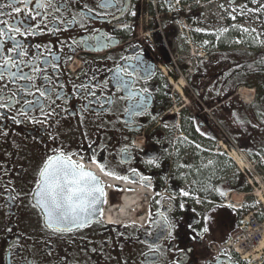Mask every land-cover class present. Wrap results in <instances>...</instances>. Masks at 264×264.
Masks as SVG:
<instances>
[{
  "label": "flooded vegetation",
  "instance_id": "obj_1",
  "mask_svg": "<svg viewBox=\"0 0 264 264\" xmlns=\"http://www.w3.org/2000/svg\"><path fill=\"white\" fill-rule=\"evenodd\" d=\"M210 1L52 0L47 21H28L33 34L18 37L26 46L20 58L51 84L37 78L32 85L47 101L21 96L16 89L27 90L24 81L5 89L14 97L0 93V264H252L236 253H214L209 243L226 239L237 222L225 195L250 191L224 175L233 166V144L248 151L249 141L262 139V129L245 123L238 69L241 61L256 69L264 49L237 43L234 32L217 35L201 4ZM37 2L28 10L36 11ZM4 19L23 20L24 13ZM178 19L191 21L195 32H181ZM12 47L8 42L4 55L14 60ZM53 56L59 59L48 67ZM29 100L43 111L29 105L24 115ZM57 156L92 173L84 164H95L106 193L90 224L63 232L52 231L33 195L46 162ZM100 173L115 177L114 191ZM123 184L156 192L137 213L148 216L144 226L107 223V212L122 207V191L133 190Z\"/></svg>",
  "mask_w": 264,
  "mask_h": 264
},
{
  "label": "snow or ice",
  "instance_id": "obj_2",
  "mask_svg": "<svg viewBox=\"0 0 264 264\" xmlns=\"http://www.w3.org/2000/svg\"><path fill=\"white\" fill-rule=\"evenodd\" d=\"M114 2L115 0H105V6H111ZM32 3L33 0H0V83H2L0 93L4 96L14 97L15 91L8 93L5 92V89L10 83L24 81L26 85H29L27 90L20 87L16 89L21 93V96H39L47 101L49 97L43 91H34L32 85L37 78L47 81L46 87L51 84V81L47 76L34 77L26 70L28 64L20 58L25 55L26 46L18 37H25L26 32L28 35L33 34L28 21L48 20L46 5L50 6L52 0H38L35 4L36 11H29V5ZM16 5L24 7L19 11H11ZM5 9L10 11L5 13ZM22 12L24 13L23 20L9 23L7 19H4L5 15L20 17ZM21 27L24 28V31H21ZM6 34L7 39H5ZM8 42L13 43L11 52L16 57L14 60L4 55L5 45ZM100 43L103 44V41ZM58 59L55 56L51 57L48 67H51L52 63ZM31 67L33 71L39 73L40 69L36 67V64H32ZM5 77L8 78L7 81ZM118 86L124 87L126 84L118 81ZM19 102H21L19 99L11 100L10 104ZM29 105H34L41 111L44 109V105L40 104L38 100H29L24 103L22 109L24 115H28L25 109ZM3 107V99H0V108ZM39 175L40 182L36 185L38 191L33 195L38 197L37 203L45 213V218L52 231L72 230L73 225L81 226L92 222L91 217L95 213L97 203L106 195L100 182L92 173L85 172L82 165L73 163L71 157L57 156L46 162Z\"/></svg>",
  "mask_w": 264,
  "mask_h": 264
},
{
  "label": "rangeland",
  "instance_id": "obj_3",
  "mask_svg": "<svg viewBox=\"0 0 264 264\" xmlns=\"http://www.w3.org/2000/svg\"><path fill=\"white\" fill-rule=\"evenodd\" d=\"M216 2L219 3V6L216 5ZM206 5L208 10L210 9V17L208 19L215 23L217 35H227L234 32L233 39H237L239 43L242 44L246 40L250 44L253 43L254 46L259 47V50L264 49V0H215L212 8L209 4ZM233 27L236 28V31H234ZM241 33L243 35H240ZM79 65L80 62L76 60L74 62V70ZM239 91L241 92V98L245 99V96L251 90L247 87H240ZM256 124L255 120L249 122L247 128L251 130H254L255 127L259 130L262 129L263 135L261 137L264 139V127L261 125L260 128ZM255 143L256 141H249L246 144L248 145V152L241 149L237 150L238 147L234 144L232 146L238 155L240 154L245 159L246 165L248 166L247 169L240 167L234 159H231L229 156L227 157L229 159L228 162L232 163L233 166H231L232 169L224 177L229 180L233 179L235 186L244 183L250 188L249 193L231 188V191L225 195V200L227 196L228 199L232 198L230 205L235 206L237 209L232 207L230 209L236 212L237 218H241L245 214L254 211L264 213V202L261 203L259 198V195L264 194V156L251 155L255 149H258L257 147L262 145L259 144L257 146ZM232 148H229L228 151L231 152ZM241 151L242 153H240ZM248 253V258L254 259L252 264H264V249L258 251V248H256Z\"/></svg>",
  "mask_w": 264,
  "mask_h": 264
},
{
  "label": "bare ground",
  "instance_id": "obj_4",
  "mask_svg": "<svg viewBox=\"0 0 264 264\" xmlns=\"http://www.w3.org/2000/svg\"><path fill=\"white\" fill-rule=\"evenodd\" d=\"M252 96H253V92H250L247 94V96H245L246 98L245 99L243 98V99L246 103L247 102L250 103L252 102L251 101ZM230 156L237 162V164L240 167H245L246 169L248 168V166L246 165L245 159L242 156H240V154L238 155V153L235 150H231ZM100 176H102L103 180H105L106 184H108L107 190L109 191V193L111 191H114L115 185H117L116 184L117 182H115L114 179L111 178L110 176L109 177L105 176L103 173H100ZM122 187H124V189L130 188L133 190L132 192H128L129 190L122 191V194H123V199L121 202L122 207H119V209L117 208V214H113V213L109 214L107 212L105 216L108 222L110 224L112 223L122 224L123 223L127 225L138 223L144 226L148 221V216L144 215V216L139 217L137 213L142 210L143 200L148 201L147 197L153 196V193L147 191V188L144 189L143 188L144 186L141 187V186L133 185V184H123ZM259 198H260L261 203L264 202V194L259 195ZM257 248H258V251H262L264 249V240L263 242L259 244Z\"/></svg>",
  "mask_w": 264,
  "mask_h": 264
},
{
  "label": "trees",
  "instance_id": "obj_5",
  "mask_svg": "<svg viewBox=\"0 0 264 264\" xmlns=\"http://www.w3.org/2000/svg\"><path fill=\"white\" fill-rule=\"evenodd\" d=\"M255 57H256V60H255L256 69L251 68V66L249 65V61H245V62L241 61L239 63L240 69L238 70L240 71L241 79L244 81L243 83L238 84V85L248 87V88L257 86L256 88L259 90V93L257 94L255 102L251 105H248V104L246 105L242 103L243 112L245 116L244 120H245V123H247V125L249 124V122H253L254 120H257L258 122H261L262 127H264V53H256ZM235 70L237 69L232 68L233 72H235ZM254 71L256 73L255 75L256 78H250L251 75L254 74ZM246 79H249L250 82H246ZM255 144L257 146L259 144H262V145L257 147L258 149H255L251 155L252 156L264 155V139L259 140V142H256ZM236 225L237 224H235L234 227H236ZM230 236H231V233L224 240L229 239Z\"/></svg>",
  "mask_w": 264,
  "mask_h": 264
},
{
  "label": "built area",
  "instance_id": "obj_6",
  "mask_svg": "<svg viewBox=\"0 0 264 264\" xmlns=\"http://www.w3.org/2000/svg\"><path fill=\"white\" fill-rule=\"evenodd\" d=\"M74 69L73 63L72 70L74 71ZM259 214L262 213L254 211L241 218L240 224L231 238L221 245L214 244L212 250L224 251L229 254L235 251L243 256L245 252L254 249L256 244L261 242L264 238V219L263 221L259 220Z\"/></svg>",
  "mask_w": 264,
  "mask_h": 264
},
{
  "label": "water",
  "instance_id": "obj_7",
  "mask_svg": "<svg viewBox=\"0 0 264 264\" xmlns=\"http://www.w3.org/2000/svg\"><path fill=\"white\" fill-rule=\"evenodd\" d=\"M85 172H88V173H92V172H90V171H85ZM93 175H94V173H92ZM95 176V175H94ZM97 179V181H98V178H96ZM73 226H76V225H73Z\"/></svg>",
  "mask_w": 264,
  "mask_h": 264
}]
</instances>
